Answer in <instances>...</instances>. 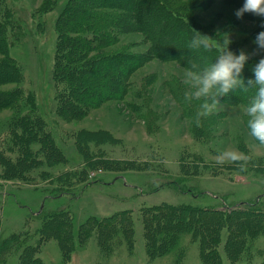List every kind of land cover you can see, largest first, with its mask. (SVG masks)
<instances>
[{"label": "rangeland", "instance_id": "374dc122", "mask_svg": "<svg viewBox=\"0 0 264 264\" xmlns=\"http://www.w3.org/2000/svg\"><path fill=\"white\" fill-rule=\"evenodd\" d=\"M68 1L0 0L9 55L31 94L0 108V264H20L27 250L45 264H206L210 252L215 264H262L264 199L251 209L223 210L224 202L241 204L264 193V146L249 135L248 103L220 100L197 126L203 101L184 106L167 87L176 76L182 95L190 90L185 69L154 60L136 71L124 99L105 101L79 119L68 116L60 109L56 79L66 56L59 52L57 22ZM238 9L217 1L198 19L229 35L237 54L249 53L245 68L252 70L264 50L251 36L256 22L238 18ZM25 119L34 124L35 139L23 140ZM231 151L248 158L245 168L216 163ZM19 162L21 171L9 173L10 163ZM169 177L192 192L161 187ZM61 190L67 192L49 197ZM42 207L43 215L30 213ZM149 217L155 227L159 222L154 234L162 239L153 256ZM165 234L177 235L165 241Z\"/></svg>", "mask_w": 264, "mask_h": 264}, {"label": "trees", "instance_id": "16d2710c", "mask_svg": "<svg viewBox=\"0 0 264 264\" xmlns=\"http://www.w3.org/2000/svg\"><path fill=\"white\" fill-rule=\"evenodd\" d=\"M217 1L235 5L239 9L245 2V0H69L57 22L61 36L59 52H62L63 56L66 54L65 60L58 62L56 74L57 85L58 83L61 85L58 87L60 109L68 116L79 119L105 101L124 99L130 90L134 89L133 76L136 71L154 60L177 62L183 69L191 68L192 63H197L201 68L213 63L212 61L220 54L217 49L196 50L190 49L188 45L194 36V30L212 37L217 48L226 38L224 33L211 31L207 24L201 23L198 19L199 14L207 12ZM242 19L256 22L257 26L251 36L264 31V16L245 13ZM133 33H138L139 39L126 42L125 36ZM8 42L5 22L0 19V54L3 55L0 58V86L11 82L17 84L10 90L0 88V108L12 106L23 98H31V94L28 96L27 90L24 91L20 85L23 76L19 66L9 55ZM234 46L235 42L229 45L230 49L237 53ZM151 76L152 74L147 76L149 83ZM242 77L247 83L249 79L254 78V73L246 66ZM181 86L179 77L176 76L167 82V87L174 98L181 101L184 106H189L190 104L184 100ZM255 89L250 88L248 91L237 89L220 100L231 105L249 104L256 94ZM21 124L26 131L25 136H22L23 140L35 139L36 136L33 137L32 134L34 124L26 119ZM80 139L83 140L82 135ZM87 139H90V135H87ZM10 165L9 173L21 171V162L18 165L11 163ZM164 186L173 187L181 192H192L177 177H169L161 184V187ZM65 192L67 191L61 190L49 197L55 199ZM222 198L225 199V196ZM262 199L264 193L241 204L224 202L223 210L251 209ZM62 208L52 213L58 214ZM44 212L45 207L37 214L30 211L33 215H43ZM46 214L45 217L50 216L49 213ZM152 220L149 217L146 225L152 233L147 234V238L148 252L153 256L160 252L156 242L162 239H159L158 234H154L159 229V222L155 227ZM175 235L177 234H165L163 239L167 241L169 236L174 239ZM172 238L169 239L173 240ZM21 257L20 264H45L36 256L35 251L29 254L27 250ZM211 257V252L204 255L206 264H215L210 262ZM231 257L233 260V256Z\"/></svg>", "mask_w": 264, "mask_h": 264}, {"label": "clouds", "instance_id": "9594fccd", "mask_svg": "<svg viewBox=\"0 0 264 264\" xmlns=\"http://www.w3.org/2000/svg\"><path fill=\"white\" fill-rule=\"evenodd\" d=\"M245 13L264 16V0H245L235 15L242 18ZM231 43L232 40L227 35L217 48L212 37L194 30V36L188 45L190 49H217L220 54L214 63L206 67L201 68L197 63H192L191 68L185 69L183 82L190 90L184 92V100L189 104L193 100L203 101L195 113V123L200 126L202 118H207L216 110L221 97H226L237 89L248 91L256 88V94L246 107L245 115L248 117L249 135L264 146V57L252 69L254 78L245 83L242 73L251 56L244 50L239 54L233 52L229 47ZM254 43L259 50H264V31L258 33ZM226 162L243 169L247 166L248 158L236 151L220 153L216 163L222 165Z\"/></svg>", "mask_w": 264, "mask_h": 264}]
</instances>
